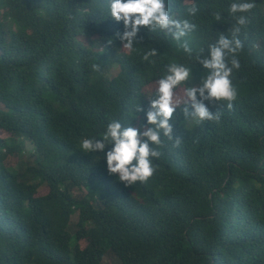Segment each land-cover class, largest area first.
<instances>
[{"label": "trees", "instance_id": "1", "mask_svg": "<svg viewBox=\"0 0 264 264\" xmlns=\"http://www.w3.org/2000/svg\"><path fill=\"white\" fill-rule=\"evenodd\" d=\"M233 2L241 0H165L173 18L195 29L176 40L175 29L139 26L133 49L123 50L120 36L131 28L110 17L106 0H0V130L9 134L0 137V264H103L105 256L117 264H264V0L243 13L242 48L226 57L229 67L233 56L240 64L230 76L232 109L197 92L220 113L198 124L184 113L194 111L191 99L175 104L173 139L161 132V145H150L162 154L146 183L126 187L108 173L103 152L81 148L83 139H103L112 121L154 127L147 112L156 92L144 87L169 65L190 69L174 89L200 88L209 45L232 38ZM3 151L17 155L13 166Z\"/></svg>", "mask_w": 264, "mask_h": 264}, {"label": "clouds", "instance_id": "2", "mask_svg": "<svg viewBox=\"0 0 264 264\" xmlns=\"http://www.w3.org/2000/svg\"><path fill=\"white\" fill-rule=\"evenodd\" d=\"M106 3L110 17L115 21L123 20L125 29L131 28L130 31L125 30L120 36V39L126 42L123 47L127 49H133V38L139 31V26H150L153 30L175 29L172 35L176 40H180L196 27L188 20L173 18L169 14L165 0H106ZM254 7V0L252 2L241 0V2L230 4L229 13L236 20V25L232 28V38L220 35L216 43L209 45L210 58L206 57L202 60L203 67L210 70L209 74L204 78L200 88L190 87L186 91L194 111L189 113L185 108L184 113L186 116L191 115L198 124L206 120L218 122L220 113H213L202 102L197 101V92L204 99L227 102L228 109H232L233 101L237 99V91L233 87L230 76L233 68L239 69L240 64L233 56L232 67H229L226 57L242 48L238 33L241 31L240 26L248 23V17L243 13L250 12ZM197 11L194 4L188 9L189 14L193 16ZM238 13L241 15H237ZM215 18L220 20V14L216 13ZM183 48L185 52L192 51L186 42ZM155 55L156 50L152 49L144 55L143 59L148 60ZM167 72L168 74L159 80L156 98L151 101V109L147 112V122L154 127L140 132L136 127H124L119 121H112L107 125L103 139H83L81 142L84 153L103 152L108 173L116 174L118 180L126 187L134 185L137 181L146 183L154 175L156 168L153 166L152 158H159L162 153L150 145H161V132L169 139H173L172 126L169 123L175 111L173 89L189 78L190 69L173 63L168 66ZM176 143H180L179 138H176Z\"/></svg>", "mask_w": 264, "mask_h": 264}, {"label": "rangeland", "instance_id": "3", "mask_svg": "<svg viewBox=\"0 0 264 264\" xmlns=\"http://www.w3.org/2000/svg\"><path fill=\"white\" fill-rule=\"evenodd\" d=\"M121 49L127 50L125 47H123V45H122ZM117 70H118V66L113 65L112 68L107 73V75L113 76L116 74ZM158 86H159L158 81H153V82L149 83L148 85H146L144 87V89H145V92L150 96L151 94L156 92V89L158 88ZM173 92H174V97H173L174 104H178L182 101L189 99L186 96L183 87H178L177 89H173ZM7 136H9V134L7 132H5L4 130H0V137H7ZM3 155H4V160H5L4 163L5 164L13 166L16 163L17 155H7L6 151H3ZM45 191H46V189L43 192H45ZM77 193H78V191H75V194H77ZM76 216H77L76 213H74L71 216V222H75ZM80 244L84 245V241H80ZM103 264H117V261L114 260L113 257H110V256L106 257L105 256L103 259Z\"/></svg>", "mask_w": 264, "mask_h": 264}]
</instances>
